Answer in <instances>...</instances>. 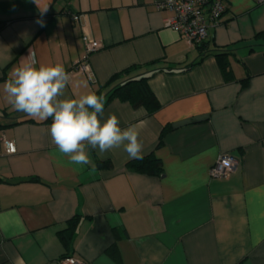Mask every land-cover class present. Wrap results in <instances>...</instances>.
<instances>
[{
	"label": "crops",
	"instance_id": "0c3cea01",
	"mask_svg": "<svg viewBox=\"0 0 264 264\" xmlns=\"http://www.w3.org/2000/svg\"><path fill=\"white\" fill-rule=\"evenodd\" d=\"M161 1L0 0V264H59L66 254L83 264H264V4L225 0L208 29L202 53L225 47L224 74L212 54L197 62L201 53L166 25L172 13ZM82 37L101 46L86 54ZM85 54L89 70H75ZM33 57L37 67L64 66L61 98L95 90L105 98L110 76L133 65L125 78L197 62L148 77L160 104L153 114L118 99L104 106L102 119L111 113L121 128L137 127L141 155L154 153L162 175L128 170L123 148L101 155L87 146L89 164L70 163L52 142V119L6 99L4 83ZM4 139L14 154H5ZM222 153L237 169L210 178ZM75 216L63 245L58 233Z\"/></svg>",
	"mask_w": 264,
	"mask_h": 264
},
{
	"label": "clouds",
	"instance_id": "9594fccd",
	"mask_svg": "<svg viewBox=\"0 0 264 264\" xmlns=\"http://www.w3.org/2000/svg\"><path fill=\"white\" fill-rule=\"evenodd\" d=\"M45 10V9H44ZM33 57L14 70L4 83L11 107L33 118L52 119L50 135L60 152L76 165L89 164L86 147L103 155L123 148L132 159L142 158L143 143L135 125L121 128L115 114L104 119L105 98L88 93L78 98L64 97L69 74L62 64H40Z\"/></svg>",
	"mask_w": 264,
	"mask_h": 264
},
{
	"label": "built area",
	"instance_id": "2783aa9c",
	"mask_svg": "<svg viewBox=\"0 0 264 264\" xmlns=\"http://www.w3.org/2000/svg\"><path fill=\"white\" fill-rule=\"evenodd\" d=\"M257 4H264V0H254ZM159 9L169 10L172 14L166 20V25L179 32L183 38L196 47L204 43L208 37V29L217 26L225 11V0H163L157 4ZM79 15H72V20L78 21ZM86 48V54L101 46L97 40L82 37ZM78 62L74 69L80 72L89 70L86 63L87 56ZM5 154L16 152L13 140L4 139ZM238 166V160L229 153L219 154L209 168V177L215 179H227L233 174ZM59 264H83L82 260L67 255L59 259Z\"/></svg>",
	"mask_w": 264,
	"mask_h": 264
},
{
	"label": "trees",
	"instance_id": "16d2710c",
	"mask_svg": "<svg viewBox=\"0 0 264 264\" xmlns=\"http://www.w3.org/2000/svg\"><path fill=\"white\" fill-rule=\"evenodd\" d=\"M196 48L201 53L199 55V62L204 56L212 54L218 62L221 72L226 74L228 68V62L226 61V56L228 50L225 47H214L207 50L205 53H202L203 50L208 49V44L206 41ZM197 62H192L187 66L177 67L172 65L159 66L151 69L147 73H143L137 76L125 78V76L133 69L140 67L139 65H133L128 68H125L119 72H116L110 76L108 81L102 86V89H105V105L113 99H118L123 102L130 103L133 107H143L147 113L153 114L159 107L160 104L157 101V98L151 91L148 86L147 79L149 76L153 75L156 72L166 71V72H183L187 71L190 66L194 65ZM156 64L151 62L149 65ZM117 79H121L118 82H115ZM93 93L98 94L99 90L93 91ZM48 118L46 121H49ZM1 127V125H0ZM169 130L168 127H164L159 135L157 147L163 143L164 136ZM97 166L106 167L108 169L112 168V165L109 161H98ZM126 168L139 173H146L149 175L160 176L163 173V166L161 160L157 158L154 153H149L148 155L142 156L140 159H133L126 163ZM77 217H72L67 221V227L58 233V237L63 245H67L70 239L73 236V232L76 226ZM63 255V256H67ZM62 256V257H63Z\"/></svg>",
	"mask_w": 264,
	"mask_h": 264
}]
</instances>
